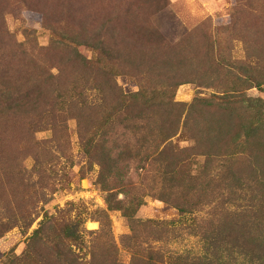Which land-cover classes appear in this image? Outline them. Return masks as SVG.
<instances>
[{
    "label": "rangeland",
    "instance_id": "obj_1",
    "mask_svg": "<svg viewBox=\"0 0 264 264\" xmlns=\"http://www.w3.org/2000/svg\"><path fill=\"white\" fill-rule=\"evenodd\" d=\"M30 1V7H25L21 0H0V9L7 8L6 22L14 38L26 45L23 32H32L28 48L52 43L39 11L46 4L45 11L58 12L71 30L73 25L82 26L88 37L105 40L109 53L79 47L88 59L99 57L94 70L74 63L66 48L56 49L55 60L47 64L26 54L4 57L14 61L18 70L13 69L10 78L0 68V160L7 161L4 175L15 170L16 175L5 177L9 183L0 205L7 201L20 205L30 199L27 188L14 187L21 183L22 168L31 169L37 157L41 169H53L57 176L45 210L59 223H80V238L67 230L71 234L67 240L83 261L95 255L97 260H110L99 264H115L112 260L116 264H229L233 254L228 238L220 234L215 246L217 226L238 212L247 220L248 215H254L253 219L264 216V0ZM109 19H113L111 24ZM151 24L163 36L152 56L144 37ZM133 33L135 37L127 41ZM14 46L0 40V48L8 53ZM159 46L163 49L158 50ZM55 67L61 69L58 79L49 77L59 72ZM165 73H175L177 81L185 82L174 90L175 100L184 105L174 141L181 147L195 142L196 148L175 158L181 166L173 175L167 170L172 165L156 158L164 143L156 148L149 120L136 121L146 126L139 131L117 124L108 139L109 145H117L113 153L119 168L108 172L85 152L79 126L93 128L98 141L107 138L102 134L111 130L106 125L110 104L88 115L74 97L86 86L110 93L113 81L126 91L137 90L140 79L147 80L145 88H156ZM27 80L34 83L32 87L44 89L34 102L40 106L56 102L39 131L30 125L29 113H6L3 107L9 95L6 90L24 87ZM230 91L237 93L236 101L222 99ZM27 115L30 118L25 119ZM32 136L48 149L35 147L29 141ZM168 196L172 201L179 198L192 212H181ZM110 200L113 206L119 200L135 202L134 218L177 221L178 228L160 235L152 231L155 228L133 222L134 231L122 209L110 208ZM247 203L252 204V211L240 212ZM44 212L30 228L16 226L0 237V264H14L12 258L27 254L24 259L30 264H57L54 230H47L44 240L35 245L32 240ZM154 236H162L163 243L149 246ZM239 264H247L244 256Z\"/></svg>",
    "mask_w": 264,
    "mask_h": 264
},
{
    "label": "trees",
    "instance_id": "obj_2",
    "mask_svg": "<svg viewBox=\"0 0 264 264\" xmlns=\"http://www.w3.org/2000/svg\"><path fill=\"white\" fill-rule=\"evenodd\" d=\"M21 3L25 7H30V0H21ZM44 9H39L41 11L44 22L48 24L47 29L53 36L52 43L48 46H31L27 47L32 32L25 30L23 32L24 40L19 41L14 38V33H12L6 22L7 17V8L2 7L0 9V40L9 41L11 44L15 45L11 53L4 51L0 48V59L3 62L0 63V68H2L3 76L13 78L11 74L13 69L18 70L17 66L14 64V61H9L7 58L11 56H16L19 54L29 55L31 58H35L38 61H43L44 64L52 63L57 56L55 53L58 48H66L71 52V60L74 63L80 64L83 68L94 70V68L99 66V57L96 61L90 60L85 57L79 47L86 46L97 50L100 53H109L107 50V43L105 40L98 38L97 36H87L84 32L82 26L79 28L73 25L71 30L68 20L65 18L58 17V12L48 11L46 12L47 5L45 4ZM31 9V8H30ZM139 12V11H138ZM138 15H136V19ZM148 21V19H146ZM109 24L113 22V19H109ZM150 22V17H149ZM72 26V25H71ZM77 28V29H76ZM111 37L114 38L113 29H109ZM135 34H130L127 38V41H130ZM147 44H149L150 55H155V46L162 44L163 36L159 30L151 24V27L144 35ZM14 49H17L14 53ZM163 49L159 46L158 50ZM169 50L165 51L168 52ZM172 54H176L177 50L170 51ZM7 57V58H4ZM15 60V59H14ZM56 68V67H55ZM59 72L57 74L51 73L50 78L58 79L61 76V69L56 68ZM106 73H111L110 71H105ZM5 73H8L5 74ZM111 76V74H108ZM178 79L177 74H166L165 79L161 81V86L156 88H145L147 86V80H141L138 83V89L134 91H126L124 88H121L118 83L113 81L111 85V92H103L102 88H96L93 86H86L85 88L80 89V91L74 97L75 103L80 105L82 110L88 113V115H95L106 106L109 105V113L107 117V124L110 127V131H106L103 136L107 138L101 139L98 141L97 134H94L93 128H84L80 127V137L82 139L83 147L85 152L90 158L96 159L99 164L107 169L108 172L114 170V168H119L118 159L114 158V151L117 145H109L110 139L108 136L113 133L117 128V124L121 125L126 130H140L146 126L136 124V121L149 120L151 122L150 132L155 137L157 143L156 148L164 143L163 148L158 152L156 158H164L162 163L168 165L171 164V168H167L168 172L175 175L176 172H180L181 164L176 161L175 158L180 159L181 155L188 153L189 150L196 148L195 142L191 146H183L181 144L177 145L174 141V137L177 136L180 129V119L184 114L183 107L184 105L181 102L175 100L174 90L177 85L183 84V80ZM107 80H110L108 78ZM106 80V81H107ZM83 83H88L83 81ZM32 82L27 80L24 87L19 85L18 88H11L5 92L9 95L6 97L4 104V109L7 110L6 113L10 111H20L23 110L25 113H29L33 117L30 125H34L36 130H42L46 125V119L49 117L50 113L54 111L56 102H51L50 104L39 105V101L34 102V97H42L44 94L43 88L32 87ZM225 101H236L238 99L237 93L230 91L222 97ZM29 115L25 116L30 118ZM36 117H39L36 119ZM155 118V119H154ZM149 124V123H148ZM113 129V130H112ZM35 130V131H36ZM137 133V132H136ZM92 136V138H90ZM5 145L8 148L9 140ZM35 147H40L48 149V146L44 145L41 140L31 137L29 140ZM190 141H194V138H190ZM44 145V146H43ZM18 147L21 149L23 146L21 142ZM4 150V149H3ZM131 151L129 150V154ZM170 155H173L170 158ZM14 162H17L16 158L12 159ZM7 161L0 160V198L6 194L4 191L6 189L9 180H5V177L13 173H5L3 169ZM177 163V164H175ZM42 162L39 163L37 157L35 158L34 166L28 170V168H22V177L21 183L15 185L16 190H21L23 187L27 188L28 196L30 199L21 203L20 205L12 204V201H7V205H0V237L4 235L8 230L13 227L19 226L23 229L30 228L34 221L43 213V218L39 222V226L34 229L32 240L34 245L41 240H44L46 237L47 230H54L57 237L55 238L53 244L55 247L54 259L57 261V264H99V262L108 263L110 260L103 259L102 261L97 260L95 255L89 261H83L82 257H78L76 252L73 249V245L67 239L71 235L69 231L72 230V235L80 238L78 231L80 229V223H66V222H57L54 215L45 210V204L48 203L51 198L50 194L55 192L53 187V179L57 176H53V169L48 167L40 168ZM169 166V165H168ZM43 172V175L41 173ZM173 195V194H172ZM165 200V199H164ZM167 200V198H166ZM165 200V201H166ZM171 201L181 212H192V209H185L183 204H181L179 198L177 200L171 199V196H168V201ZM42 203V206H40ZM110 208H118L124 211L125 216H127L132 224V229L135 231V226L133 222H138L141 225H145L147 228H155L152 231L158 234H164V232H173L178 227L175 226V222H168L167 220H153V219H137L133 217V212L136 209L134 204H128L129 200L121 201L119 200L115 206L113 203L111 205V200L109 202ZM131 203V202H130ZM247 205H242V208L246 207L240 212H251L252 204L247 203ZM139 205V204H138ZM264 208V206H262ZM195 209V208H194ZM235 216L230 221H225L218 225L217 232H215V246L219 243L220 234H224L228 238L229 250L233 254L232 261L229 264H239V258L244 256L247 264H264V219H261L264 216H258L259 219H253L254 215H248L250 220L242 218L240 213H235ZM132 219V220H131ZM59 221V220H58ZM172 226V227H171ZM213 232V231H212ZM77 233V234H76ZM162 236H154L151 247H154L155 242H162ZM135 238V235L132 236ZM149 244V243H148ZM33 248V244H31ZM162 249V245L158 247V251ZM29 256V254H27ZM23 255L22 257L12 258L14 264H30L28 260H25ZM31 257V256H30ZM113 262L116 260H112Z\"/></svg>",
    "mask_w": 264,
    "mask_h": 264
}]
</instances>
